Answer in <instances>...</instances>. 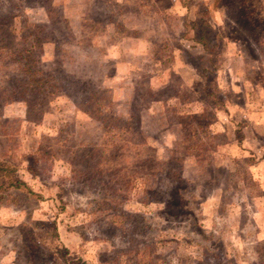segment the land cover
Segmentation results:
<instances>
[{
	"label": "rangeland",
	"instance_id": "374dc122",
	"mask_svg": "<svg viewBox=\"0 0 264 264\" xmlns=\"http://www.w3.org/2000/svg\"><path fill=\"white\" fill-rule=\"evenodd\" d=\"M0 163V264H264V0H0Z\"/></svg>",
	"mask_w": 264,
	"mask_h": 264
},
{
	"label": "trees",
	"instance_id": "16d2710c",
	"mask_svg": "<svg viewBox=\"0 0 264 264\" xmlns=\"http://www.w3.org/2000/svg\"><path fill=\"white\" fill-rule=\"evenodd\" d=\"M240 33V31H239ZM240 36L241 39V34H238L236 39ZM202 39L201 45L202 47L207 50V46H206V42L204 39V36H200ZM200 37L198 38L199 40ZM203 49V50H204ZM208 51V50H207ZM89 113V111H87ZM90 116V115H89ZM14 166L10 165V164H3L0 163V200L3 197V194L9 190H18V191H25L28 193V189L27 186L25 185V183L23 181H21L20 179H18L14 172Z\"/></svg>",
	"mask_w": 264,
	"mask_h": 264
}]
</instances>
